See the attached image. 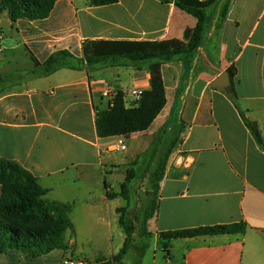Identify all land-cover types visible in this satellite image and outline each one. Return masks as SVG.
Returning a JSON list of instances; mask_svg holds the SVG:
<instances>
[{"label": "crops", "instance_id": "1", "mask_svg": "<svg viewBox=\"0 0 264 264\" xmlns=\"http://www.w3.org/2000/svg\"><path fill=\"white\" fill-rule=\"evenodd\" d=\"M6 24L10 29L4 31ZM196 24L174 0H118L99 7L89 0H58L49 18L29 22L24 29L6 13L1 15L0 53H10L0 56L5 82L0 93V158L16 161L33 174L48 190V202L71 204L70 219L78 211L88 227L117 223L121 228L118 209L127 205H117L123 198L116 194L127 165L181 127L160 183L156 214L148 222L151 264H264V150L239 112L254 124L264 144V0H232L223 25L209 26L189 72L180 60L163 64L167 104L145 132L101 139L95 121L97 110L108 109L106 92H124L128 104L135 99L132 90L149 89L148 68H63L39 75L42 61L53 53L67 50L82 59L88 45L110 43L117 51L185 48ZM18 45L28 51L31 63L7 68ZM224 72L230 74L229 87L214 86ZM121 144L126 147L123 155L109 151ZM108 172L122 178L108 183ZM79 181L93 187L83 199H65V193L57 192ZM240 222L247 224L243 234L173 239L168 258L163 250L162 232ZM73 245L77 243L71 237ZM55 251L60 252L59 262L69 258ZM23 258L15 252L0 254V264H21Z\"/></svg>", "mask_w": 264, "mask_h": 264}, {"label": "trees", "instance_id": "2", "mask_svg": "<svg viewBox=\"0 0 264 264\" xmlns=\"http://www.w3.org/2000/svg\"><path fill=\"white\" fill-rule=\"evenodd\" d=\"M58 0H0V16L7 14L18 28L24 29L29 22H42L49 18ZM168 2L169 0H161ZM118 0H89L91 6L99 7L117 3ZM232 0H174L175 6L197 20L191 39L185 48L168 50H127L117 51L113 44L101 43L83 47V58L79 59L67 50L53 53L42 61L39 75L49 76L63 69L85 68L88 72L106 68L122 67L150 71V87L143 91L140 101L135 99L127 104L126 95L116 93L113 106L96 111V132L101 139L116 136L129 137L134 133L147 131L167 104L166 88L162 76V66L173 61L187 65L185 72L192 69V63L202 46L206 32L212 24L219 29L226 20ZM28 34L27 32H25ZM234 76V70L229 69ZM5 89L0 76V93ZM181 90H178L180 93ZM230 96L237 106V95L230 88ZM241 117L259 146L264 150L254 124L240 111ZM167 125V124H166ZM164 126V130L168 128ZM178 127L175 136L167 138L163 144L156 141L147 152L127 165L121 192L128 205L118 209L119 224L126 238L122 248L111 259H100L86 264H126L125 258L131 250L135 252L134 264L142 260L151 246L152 234L148 222L157 211L160 183L167 169L169 159L179 142ZM160 145V146H158ZM147 182V203L141 210L137 227L129 221L128 209L132 193L137 183ZM0 254L15 252L29 260H37L55 250H70L65 235L74 232L70 219L71 204L50 203L46 200L48 190L40 186L38 179L19 163L0 158ZM108 193V197H116ZM247 230L245 222L219 226L199 227L189 230L162 232L163 250L169 257V242L173 239H186L202 236L243 234ZM136 237V238H135Z\"/></svg>", "mask_w": 264, "mask_h": 264}, {"label": "rangeland", "instance_id": "3", "mask_svg": "<svg viewBox=\"0 0 264 264\" xmlns=\"http://www.w3.org/2000/svg\"><path fill=\"white\" fill-rule=\"evenodd\" d=\"M8 29H10L9 25L7 24L4 25V31H7ZM9 53L10 51L5 53H0V56H5V55L8 56ZM10 56L11 59H13V61H11L10 65H6L7 68L23 67L31 63L30 55L28 51L25 50L24 47H22V45L16 46L14 52L11 53ZM3 67L4 66H2V68ZM127 98L130 99V96ZM123 153L124 152L118 151L115 154L116 156L119 157L123 155ZM107 170L108 171L111 170L110 165H107ZM109 175L110 174L108 172L107 174L109 180L108 183H113L115 182V180L122 178V176H116L115 178H113L112 176ZM69 177H76V176H69ZM90 184H92V182H90ZM114 187H115V191H120V186H118L116 183ZM91 190H93V187H91L87 183L84 182L82 183L81 181H79L77 182V184L74 185L71 184L68 188L64 190L58 189L57 192L65 193L64 194L65 199H74L78 197L80 199H83L82 197L87 196V193ZM148 196L150 195L147 191L146 180L144 182L137 183L135 191L132 193V201L130 202L128 209V217H129L128 222L129 221L134 222V224L137 227L139 226V220H138L139 214L141 210L144 208L145 204L147 203ZM116 204L121 206L128 205L127 201H125L124 199H120L119 201H116ZM71 219H72V224L75 228V234H73V232L71 231H67L65 235V239L68 243V246H70V239L71 237H73L77 245H73L72 247L70 246L71 249L67 252H64L65 254L63 255V257L64 256L66 257L67 255V257L72 258L74 260H82L87 262H96L97 260L100 259L109 260L114 256V254H117L121 249V247L123 246L126 235L123 229L120 228L117 223H113L110 226H108L106 223H101L93 227H88L84 221L83 214H81L78 211H76L73 214ZM150 248L147 251L146 255L144 256L142 260V264H151L154 251L152 249L153 247L151 249ZM158 253L162 254L161 244H159ZM59 256H60V252L55 251L48 256L49 257L48 259L45 260L40 259L35 263L34 262L32 263L29 262L27 259L23 258L24 260L23 263L21 264H62L63 260L59 262L58 260ZM134 261H135V252L134 250H131L125 258V263L134 264ZM8 262L10 261H8L7 259V263Z\"/></svg>", "mask_w": 264, "mask_h": 264}, {"label": "built area", "instance_id": "4", "mask_svg": "<svg viewBox=\"0 0 264 264\" xmlns=\"http://www.w3.org/2000/svg\"><path fill=\"white\" fill-rule=\"evenodd\" d=\"M142 94H143V91H139V90H132L130 92V95L135 97L136 101L138 102L142 98ZM104 96L108 98V108L113 106L116 94H110L109 92H106ZM125 149L126 147L123 144L113 145L109 147V151L111 152H117V151H121ZM62 264H86V262L82 260H74L72 258H68V259L63 260Z\"/></svg>", "mask_w": 264, "mask_h": 264}, {"label": "water", "instance_id": "5", "mask_svg": "<svg viewBox=\"0 0 264 264\" xmlns=\"http://www.w3.org/2000/svg\"><path fill=\"white\" fill-rule=\"evenodd\" d=\"M214 86L218 88H228L230 85V74L229 72H224L221 74L214 82Z\"/></svg>", "mask_w": 264, "mask_h": 264}]
</instances>
